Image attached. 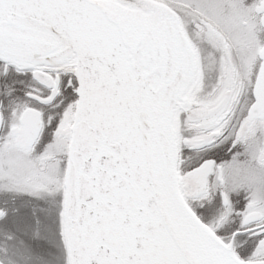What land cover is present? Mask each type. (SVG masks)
Returning <instances> with one entry per match:
<instances>
[{
    "label": "snow or ice",
    "instance_id": "obj_1",
    "mask_svg": "<svg viewBox=\"0 0 264 264\" xmlns=\"http://www.w3.org/2000/svg\"><path fill=\"white\" fill-rule=\"evenodd\" d=\"M0 264H264V0H0Z\"/></svg>",
    "mask_w": 264,
    "mask_h": 264
}]
</instances>
